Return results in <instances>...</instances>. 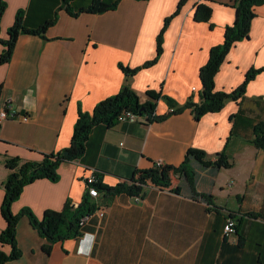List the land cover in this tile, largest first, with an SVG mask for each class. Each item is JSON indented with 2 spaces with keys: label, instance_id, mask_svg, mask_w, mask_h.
Masks as SVG:
<instances>
[{
  "label": "crops",
  "instance_id": "1",
  "mask_svg": "<svg viewBox=\"0 0 264 264\" xmlns=\"http://www.w3.org/2000/svg\"><path fill=\"white\" fill-rule=\"evenodd\" d=\"M6 1L3 39L20 9L30 27L57 19L45 37L20 34L11 60L0 64V107L30 116L28 121L8 118L0 123V234L7 225L1 215L10 173L6 159L36 160L67 147L79 107L92 111L126 81L120 63L134 68L156 56L157 36L180 0H105L118 5L78 15L69 13L63 0ZM92 2L75 0L72 6L76 11ZM199 3L213 8L210 22L195 20ZM233 3L186 0L164 34L158 62L129 79L141 102L156 103V114L164 115L171 111L166 100L150 97L147 90L169 95L179 104L191 96L200 99V69L211 48L224 41L226 26L235 21ZM3 50L0 43V54ZM262 66L264 4L256 7L250 37L230 49L215 89L230 92L248 70ZM259 121H264V71L249 82L240 99L228 100L222 110L200 119L187 108L162 120L141 116L136 122L96 128L86 160L63 163L58 181L42 178L26 185L12 205L14 213L28 206L42 217L46 209L62 210L67 200L78 206L92 171L115 186L159 160L180 165L194 147L210 156L226 149L230 156L229 168L196 166L197 189L214 195L219 212L193 198L184 179H173L181 193L149 185L140 200L128 194L109 200L100 191L91 198L104 207V215L94 213L82 235L54 243L50 253L43 250L46 239L22 217L17 230L22 257L6 264H264V150L251 142ZM231 213L236 231L228 234L224 225Z\"/></svg>",
  "mask_w": 264,
  "mask_h": 264
},
{
  "label": "trees",
  "instance_id": "2",
  "mask_svg": "<svg viewBox=\"0 0 264 264\" xmlns=\"http://www.w3.org/2000/svg\"><path fill=\"white\" fill-rule=\"evenodd\" d=\"M75 0H63L64 7L72 15L80 12H104L115 9L117 1L107 2L105 0H93L88 7L74 10L72 3ZM186 0H180L173 13L164 20L163 27L157 36V54L154 58L147 60L142 65L130 67L120 63V67L125 73L126 81L120 90L109 97L100 100L92 111H86L79 107L78 118L74 125V132L70 144L60 150L44 153L40 159L24 160L20 157H9L6 159V166L10 173L5 182V196L1 206V215L6 220V227L0 234V264H6L11 260L22 257V250L18 246L17 230L22 217H27L31 225L38 231L41 237L46 239L43 250L50 253L54 243L70 238H77L82 235L81 219L86 215L93 214L98 209L88 191L83 196L82 202L74 206L67 200L62 210L46 209L42 217H38L32 208L25 206L18 213H14L12 205L22 194L26 185L37 179L47 178L52 181L60 179L59 168L65 162L86 160L93 145L92 134L98 127L109 128L118 123L119 115L125 110H131L141 116H146L148 120H162L168 115L180 113L187 108H191L195 118L200 119L209 112L222 110L228 100H238L246 92V88L259 73L264 71V66L251 68L246 73L243 82L232 91L216 90L215 78L221 65L226 59L230 49L237 41L250 37L253 19L256 17V7L264 4V0H234L233 6L236 8V19L232 24L226 26L224 41L214 45L210 50V56L206 64L200 69L202 89L199 93V100L195 101L191 96L184 104H179L173 97L157 92L153 89L147 90V94L154 99L164 98L171 108V111L164 115L156 114V103L151 101L141 102L140 95L129 83V79L143 68L150 67L158 62L163 52L164 34L170 22L181 12ZM6 0H0V31L2 17L7 9ZM213 8L207 3H199L196 6L194 18L196 21L210 22ZM51 19L35 28L26 24L24 9H20L13 25L8 29V38L0 37V43L4 45V50L0 54V64L9 62L20 34H38L45 37L47 28L56 21ZM213 27V24L211 25ZM251 142L259 149L264 150V121H259L254 125L253 138ZM196 166L216 170L229 168L232 166L230 156L226 149L210 156L206 151L199 148H190L180 165H155L148 169L136 171V174L127 180L119 182L115 186L105 184L97 175L98 181L94 184L99 191L111 200L118 194H128L131 196L146 195V187L154 186L159 189H169L176 193L182 192L181 185H173V179H184L191 191V196L202 199L209 207L208 210L219 212L214 201V195L201 192L196 186ZM230 218L235 219L231 213ZM4 246H9L6 251Z\"/></svg>",
  "mask_w": 264,
  "mask_h": 264
},
{
  "label": "built area",
  "instance_id": "3",
  "mask_svg": "<svg viewBox=\"0 0 264 264\" xmlns=\"http://www.w3.org/2000/svg\"><path fill=\"white\" fill-rule=\"evenodd\" d=\"M8 118H18L24 121H28L30 116L28 114L19 115L16 112L10 111L6 105H3L2 107H0V123ZM140 118H141V115L136 114L131 110H125L119 115L118 122H122V121L136 122ZM156 165L164 166L166 164L163 163L161 160H159L156 162ZM97 181H98V178H97L95 171H92V173L87 175L85 178L86 191H88L92 197H97L100 195V191L94 185ZM135 199L140 200L142 198L140 196H135ZM104 210H105L104 207L101 206V207H98V209L94 213H99L100 215H104ZM93 214L86 215L81 219L80 224L82 226V233H83V230H84V227L87 221L90 219V217ZM224 230L228 234L235 232L236 231L235 219L228 217L224 225Z\"/></svg>",
  "mask_w": 264,
  "mask_h": 264
},
{
  "label": "rangeland",
  "instance_id": "4",
  "mask_svg": "<svg viewBox=\"0 0 264 264\" xmlns=\"http://www.w3.org/2000/svg\"><path fill=\"white\" fill-rule=\"evenodd\" d=\"M1 37V36H0ZM2 38V37H1Z\"/></svg>",
  "mask_w": 264,
  "mask_h": 264
}]
</instances>
